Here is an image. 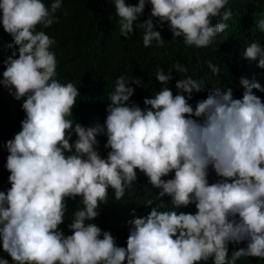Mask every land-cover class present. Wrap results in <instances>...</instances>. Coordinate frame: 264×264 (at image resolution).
Here are the masks:
<instances>
[{
    "label": "clouds",
    "instance_id": "obj_1",
    "mask_svg": "<svg viewBox=\"0 0 264 264\" xmlns=\"http://www.w3.org/2000/svg\"><path fill=\"white\" fill-rule=\"evenodd\" d=\"M150 17L139 23L143 45L163 47L166 23L173 40L207 47L228 28L229 0H147ZM120 35L128 38L143 14L146 0L135 5L113 0ZM61 0H0V27L11 37V53L2 61L0 87L23 100L20 131L7 140L5 169L10 187L0 191V249L12 264H235L238 259L264 260V101L254 93L259 83L240 78L242 98L231 88H216L189 103L202 82L177 79V94L167 87L171 71L158 69L160 90L143 99L144 108L129 103L134 88L125 76L108 94L103 124L85 127L73 120L78 88L61 83L57 59L50 51L55 40L43 30L56 22ZM67 15V10L64 11ZM255 28L264 33V12ZM222 17L220 23H213ZM243 57L264 68V47L252 42ZM214 75L217 65L209 63ZM186 73L185 65H173ZM106 136V157L97 150ZM73 136L75 139L73 140ZM209 169L219 178L209 183ZM137 170L159 190L148 199L147 215L128 222L125 246L93 221L109 189L120 201L137 181ZM170 173H174L171 178ZM169 197V210L162 198ZM82 207L71 213L65 235L67 201ZM195 206V213L176 209ZM247 242L228 258L229 244ZM0 264L9 260L0 256Z\"/></svg>",
    "mask_w": 264,
    "mask_h": 264
},
{
    "label": "trees",
    "instance_id": "obj_2",
    "mask_svg": "<svg viewBox=\"0 0 264 264\" xmlns=\"http://www.w3.org/2000/svg\"><path fill=\"white\" fill-rule=\"evenodd\" d=\"M49 5L53 0H43ZM138 0H125L126 4L135 5ZM62 7L56 12L57 20L50 28L43 30L55 40L50 51H54L57 59V79L61 83L72 82L79 90L76 106L73 108V120L82 126L91 127L96 123L103 124L106 118L108 94L113 91L115 80L125 76L129 82L139 80V86L129 84L134 88V95L129 103H136L144 108L143 99L157 93L162 87L155 79L158 69L165 73L171 71L173 79L168 83L173 94H177L175 83L177 79L185 76L202 82V90L193 92L189 103L195 106L196 101L202 100L207 93L220 88H231L234 98H242L243 88L240 78L259 83L261 90L254 89V93L264 101V68L257 67V61L243 57L245 47L252 42H259L264 47V33L255 28L257 13L264 12V0H229L226 9L232 10V18L224 21L229 26L219 34L213 43L207 47H188L182 37L173 40L172 33L165 23L160 27L153 18L154 30L160 31L164 40L163 47H156L153 41L149 47L143 45L144 29L139 23L150 17L151 5L147 3L143 14L134 23V31L128 38L120 35L119 18L115 15L113 0H61ZM67 10V15L64 11ZM222 17H217L213 23H220ZM11 37L0 27V73L2 61L10 55L7 47ZM179 63L188 69L186 73H176L173 65ZM212 63L219 67L220 73L214 75L208 67ZM23 100L16 101L9 95L8 90L0 87V191H6L8 171L5 169L7 150L3 144L20 131V121L24 118L21 110ZM75 136H73V140ZM100 155L106 157L104 147L106 136L97 137ZM174 175L170 173L169 179ZM219 179L209 169L208 181ZM157 189L147 183L146 177L137 170V181L126 190L120 201L114 200V193L109 189V202L102 204L99 214L93 221L102 231H109L116 239L118 246L126 247L128 235V222L137 216L147 215L149 207L143 204L152 199L157 200ZM165 207L169 210V197L162 198ZM76 207H82L77 200L67 201L66 218L60 225L65 235L71 232L67 228L71 213ZM177 212L195 213L194 205L176 209ZM246 241L239 244L230 243L228 258L240 248L246 247ZM0 256L9 260L11 258L0 249ZM207 264H212L209 260ZM235 264H264V260L254 257L238 259Z\"/></svg>",
    "mask_w": 264,
    "mask_h": 264
}]
</instances>
